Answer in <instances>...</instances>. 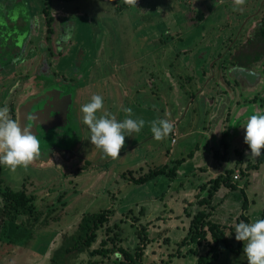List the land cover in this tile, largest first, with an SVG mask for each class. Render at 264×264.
<instances>
[{
    "label": "rangeland",
    "instance_id": "1",
    "mask_svg": "<svg viewBox=\"0 0 264 264\" xmlns=\"http://www.w3.org/2000/svg\"><path fill=\"white\" fill-rule=\"evenodd\" d=\"M0 3L7 6L0 12L1 31L14 24L12 33L21 38L16 46L27 48L20 65L5 54L8 65L13 62L10 73L0 72V102L4 98L8 116L38 93L34 66H42L47 48L56 57L50 64L59 62L60 53L66 55L63 86L72 87L75 96L68 126L41 143L38 158L27 168L1 169L0 189L23 191L32 202L31 209L14 210L0 193V264H198L201 257L203 264H247L244 242L234 232L241 221L264 219V160L246 155L243 127L249 115L264 113V80L260 77L253 90L243 81L236 85L227 75L231 65L225 56L238 28L241 42L260 36L264 0L241 5L219 0ZM50 17L54 33L48 41ZM9 41L10 34L0 37L1 56ZM259 43L261 60L252 71L264 75ZM219 52L224 62L213 77L210 64ZM67 68H73L71 80ZM96 94L103 97L98 116L107 112L122 121L123 108L130 107L133 119L145 121L139 133L125 137L116 158L90 144L82 122L81 106ZM253 96L257 103L248 100ZM155 119L173 124L174 143L172 132L159 141L153 138L150 122ZM164 167V174L135 183ZM237 174L240 180L234 181ZM222 178L235 187L221 185ZM215 180L221 186L200 204L208 200ZM202 211L209 214L204 222L223 229L227 243L214 244L208 229L198 227L195 216ZM95 214L107 219L87 246L83 223ZM114 246L131 258L120 251L105 258L93 253Z\"/></svg>",
    "mask_w": 264,
    "mask_h": 264
},
{
    "label": "clouds",
    "instance_id": "2",
    "mask_svg": "<svg viewBox=\"0 0 264 264\" xmlns=\"http://www.w3.org/2000/svg\"><path fill=\"white\" fill-rule=\"evenodd\" d=\"M135 4L136 0H132ZM241 5L244 0H234ZM103 107V97L93 95L91 100L81 106L82 122L89 130V142L105 156L116 158L124 146L125 137L139 133L145 125L143 119L132 118V109L123 108L125 118L117 121L109 113L97 115ZM8 108L0 107V166L15 171L17 167L27 168L41 155V141L29 127L20 124L8 116ZM244 143L250 150L246 155L256 158L262 155L264 148V113L249 115L244 124ZM173 130V124L166 119H155L150 122L153 138L162 140ZM235 239L244 242L243 254L247 264H264V219L252 222H239L235 227Z\"/></svg>",
    "mask_w": 264,
    "mask_h": 264
},
{
    "label": "flooded vegetation",
    "instance_id": "3",
    "mask_svg": "<svg viewBox=\"0 0 264 264\" xmlns=\"http://www.w3.org/2000/svg\"><path fill=\"white\" fill-rule=\"evenodd\" d=\"M221 1H234V0H219V2H221ZM6 8H7V6L3 4V6L0 7V12L4 13ZM14 8H15V6H14ZM241 17H242V15H240V18ZM243 20H244V18H243ZM243 20L241 21V23L243 22ZM262 27L264 28V23L261 25V28ZM1 28H2V26L0 25V31H1ZM13 29H14V24L10 23L8 29L4 27L3 32L1 31L2 34L0 37L3 36L4 38H7L8 34H10V36L12 38V41H9L8 45H6L7 48L4 47L2 56L0 53V58L3 59V57H4V60L0 64V72L4 71V74L10 73L11 71H9V70L13 69V64H12L13 62L11 63V65H8V63L10 61H7V62L5 61V58H6L5 54L11 55V61L18 62L16 64L20 65L19 62L21 60V56H23L24 52L27 50L26 46H24V47L22 46L21 48H18L16 46V45H18V43L20 44L21 38H19V35H14L12 33ZM30 29H31V25H30ZM8 30H9V32H8ZM45 31H47V30H45ZM28 32H30V30ZM237 33H238V37H237L236 41L234 40V37H232L231 40L227 39V40H229L228 42L230 43V45L227 46V48L230 50L229 51L230 54L228 55V57L225 56V58H229L230 63L228 65H231V66H228L229 70L228 71L226 70V72H227V75L234 78V81H235L234 83L236 85H239L237 83L238 81H243L244 84L247 86L248 90H253L258 85V83L261 81L260 77H262L264 80V75H261L262 73L257 74L256 72L253 73V71H252L254 66L256 67L257 63L259 62V61H255V59H254L255 51L259 52L260 49L250 48V46H249V42H250L249 40L254 39L255 35L251 39H249L245 42H241V37L243 36L241 34H243V32L240 31L238 28ZM260 33L261 32H259V34ZM28 36H29V34H28ZM258 38H262V37L258 35L257 39ZM232 43L234 45H232ZM247 47H248V49H247ZM9 48H10V50H9ZM262 49H264V47H262ZM46 50H47V53H45V56H44L45 61L41 64L42 66H36V67L34 66V74H35L34 79L36 81L38 93H36L31 98H29L27 101L20 104V106L17 108L16 112H14L15 117L17 115L18 123L22 127V124L20 122V109L23 105H26V104L31 103V102L35 103V102L39 101L40 104L38 106L34 107L32 109V111H40L42 109L45 101H47V105H46L45 110H44V113H45V111L47 109L49 111H50V109H52L51 107H48V104L54 102L52 104V107L56 111H58V115H56L57 113H54V114L51 113L50 116H52L53 118L48 119V118H44L42 116L44 113L43 114L38 113L34 117V120H33V122L37 123V126L35 128H31V129L33 131V134H36L38 138H39V135L43 136L45 133H47V134H49L50 132L52 133V135L49 134L48 136H46L45 139L40 137L39 139H40L41 143H44V142L46 143L47 140L51 139L52 136L56 135V133H55L56 130L60 131L59 129L62 128V130H63L65 127L68 126V124L71 120L70 117L72 116L71 113L73 114L72 106H74V104H75V96L73 95L72 87L69 90L63 86V83L65 84V82H67V80L64 79V75H62L63 69L61 68V65L63 64V61H65L63 59H65L66 55L63 53H60V56H59L60 58H58V60L59 59L60 60L62 59V60L61 61L59 60V62L55 61V63L52 62V64H50L51 60L56 59V57L54 55V51L52 50V48H47ZM245 55H251V58L246 57ZM222 56L224 57V55H222V53L219 52L218 55L213 58L214 62H212L210 64L211 65L210 68L213 72V74H212L213 77L216 73L219 72V70H221V66H222L221 63L224 62V61L220 60L222 58ZM240 57H241V59H238ZM198 58L203 59L204 54L201 55V53H200ZM217 59L219 60V62L216 61ZM220 61H221V63H220ZM18 69L21 71L20 67ZM72 69H70V70H69V68L66 69L68 71L67 74L69 76H67V78L69 80H71L73 77ZM215 69H217V70L214 73ZM241 69H243V71ZM223 82H224V80H223ZM224 84H226V83L224 82ZM227 87H229V85L225 86V88H227ZM50 95H52L51 98H49ZM248 100L250 101V103L251 102L257 103L255 96H253V98L248 99ZM55 104H56V106H54ZM260 106H261L260 108H264L263 104H260ZM55 115H56V117L54 118ZM28 121H29L28 126L30 127L32 120H28ZM42 125L47 126L48 128L50 127L48 132L44 131V128L42 127ZM56 126H59V127H56ZM58 135H59V133H58ZM54 150H58V149L54 148ZM62 152H66V151L63 150ZM67 153H71V152H67Z\"/></svg>",
    "mask_w": 264,
    "mask_h": 264
},
{
    "label": "trees",
    "instance_id": "4",
    "mask_svg": "<svg viewBox=\"0 0 264 264\" xmlns=\"http://www.w3.org/2000/svg\"><path fill=\"white\" fill-rule=\"evenodd\" d=\"M0 5H1V3H0ZM53 23H54V20H52L51 17L46 20V25H47L46 37L48 38V41L50 40V37L54 33V30H53L54 24ZM260 32H261L260 36L262 38H259V39L262 40V44L264 45V28L263 27L261 28ZM259 39L249 40L250 41L249 42L250 48L260 49V47L258 45V44H260ZM245 56L251 58V55H245ZM238 59H241V57ZM254 59H255V61H260L261 60V53H259L258 51H255ZM14 112H15V110L13 108L10 109V114L12 115V119H15ZM261 153H262V155L259 156L260 162L264 160V149L261 151ZM180 162H182V160L179 161V163ZM164 172H165V167L160 169V170L156 169L153 172H149L143 178L136 180L135 183L136 184L146 183L150 180H153L156 176L164 174ZM214 183H215V186H214V188H212L213 191L211 192V190H210L208 193V198H207L208 200L203 199V200L199 201L200 204L208 203L211 200L213 193L216 192L221 185H224V186L229 187V188L235 187V186H232V184L228 178H225L224 183H222L220 186L216 180L214 181ZM0 193L3 197V199L7 202V204L12 206V208L14 210L31 209L30 206L28 207V204L32 202V199L30 197H27L23 191L15 192V191H11L9 188H5V190L0 189ZM208 215H206V213L202 211L201 213H199L198 215L195 216V220H196V223H198V227L200 229H203V228L208 229V231L211 234V238H212L214 244L219 245L221 242L227 243V241L225 240L223 229L220 228L218 224L212 223L210 221L207 223L204 222V219H206L208 217ZM94 216L96 217V219L94 217H92L88 220L85 219L84 221H86V222L83 223L84 226H86V230L88 231V234L86 235L87 238H86L85 243H84L87 246H90L91 243L95 241L97 231L101 227L102 223L105 222L107 219V217L104 216L103 214H95ZM192 223L194 224V222H192ZM202 231L203 230H200V232H201L199 234L200 237H201V234L203 235ZM195 238L196 237H194L193 240H196ZM118 251L122 252L127 258H131V256H129L125 251H123L120 248L117 249L115 246L112 247L111 250H109V251L106 250V251L93 252V253H99L103 256V258H105L108 254H110V253L114 254ZM204 261H205V259L203 257H201L198 260V264H203Z\"/></svg>",
    "mask_w": 264,
    "mask_h": 264
},
{
    "label": "water",
    "instance_id": "5",
    "mask_svg": "<svg viewBox=\"0 0 264 264\" xmlns=\"http://www.w3.org/2000/svg\"><path fill=\"white\" fill-rule=\"evenodd\" d=\"M52 97V95H50L49 96V98H51ZM54 102H52V103H49L48 104V107H51L52 109H50V111L47 109L46 111H45V113H44V110H45V107H46V105H47V101H45V103L43 104V107H42V109L40 110V111H32V109L34 108V107H36V106H38L40 103H39V101H37V102H35V103H33V102H31V103H28V104H26V105H23L22 107H21V109H20V122H21V124H22V127H29L28 126V123H29V121L28 120H32V123H31V126L29 127V128H35L36 126H37V123H35V122H33V120H34V117L38 114V113H41V114H43L42 116L44 117V118H48V119H52L53 117L52 116H50V114L51 113H57L56 115H58V111H56L53 107H52V104H53ZM54 106H56V104L54 105ZM60 114V113H59ZM56 115L54 116V118L56 117ZM42 127L44 128V131L45 132H48V130H49V128L47 127V126H43L42 125ZM56 127H59V126H56Z\"/></svg>",
    "mask_w": 264,
    "mask_h": 264
},
{
    "label": "crops",
    "instance_id": "6",
    "mask_svg": "<svg viewBox=\"0 0 264 264\" xmlns=\"http://www.w3.org/2000/svg\"><path fill=\"white\" fill-rule=\"evenodd\" d=\"M242 71H243V69H241ZM240 71V70H239ZM241 71V72H242ZM243 73V72H242ZM1 81H3V80H1ZM0 81V82H1ZM4 83V82H3ZM0 88H1V83H0ZM226 89V88H225ZM3 94H4V89H3ZM200 93H202V92H200ZM229 94V93H228ZM221 100H222V102H223V98H221L220 100H219V102H216L217 104L218 103H220L221 104ZM0 107H4V98H3V101H1L0 102ZM231 111V110H230ZM230 113H228V115H229ZM178 119V118H177ZM177 119H175L174 121H176L175 123H178V121L179 120H177ZM174 132V131H173ZM171 153V150L170 151H167V154H170ZM193 156L191 155V158H192ZM1 169H3L4 170V166H0V175L2 174V173H4V171L3 170H1ZM191 200H193V199H190V200H187V199H183L182 200V202H186V203H193V202H191Z\"/></svg>",
    "mask_w": 264,
    "mask_h": 264
},
{
    "label": "built area",
    "instance_id": "7",
    "mask_svg": "<svg viewBox=\"0 0 264 264\" xmlns=\"http://www.w3.org/2000/svg\"><path fill=\"white\" fill-rule=\"evenodd\" d=\"M172 143H174L175 142V139H174V137H175V132H173V130H172ZM233 179H234V181H239L240 180V177H239V175L237 174V175H235L234 177H233Z\"/></svg>",
    "mask_w": 264,
    "mask_h": 264
}]
</instances>
